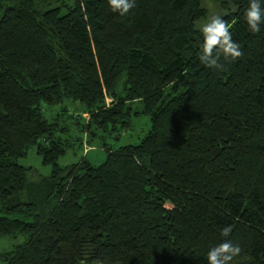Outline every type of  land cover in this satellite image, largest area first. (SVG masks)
<instances>
[{"label": "trees", "instance_id": "1", "mask_svg": "<svg viewBox=\"0 0 264 264\" xmlns=\"http://www.w3.org/2000/svg\"><path fill=\"white\" fill-rule=\"evenodd\" d=\"M46 1L0 0V235L23 238L2 263L207 264L230 240L231 264H264V23L249 30V0H215L243 52L223 69L199 60L201 0L125 16ZM139 114L138 143L58 164ZM32 146L52 167L37 180L19 163Z\"/></svg>", "mask_w": 264, "mask_h": 264}, {"label": "clouds", "instance_id": "2", "mask_svg": "<svg viewBox=\"0 0 264 264\" xmlns=\"http://www.w3.org/2000/svg\"><path fill=\"white\" fill-rule=\"evenodd\" d=\"M107 2L111 11L120 16L127 15L135 7V0H107ZM243 15L249 30L254 34L259 33L260 25L264 23V8L260 0H249ZM231 27L232 25L220 15H212L206 22L198 25L203 37L199 44L201 64L211 69H223L221 57L228 62L237 61L242 57L241 45L233 40ZM231 232L232 227L229 225L222 229L221 235L227 237ZM240 251L239 245L224 240L207 252V264H231Z\"/></svg>", "mask_w": 264, "mask_h": 264}, {"label": "rangeland", "instance_id": "3", "mask_svg": "<svg viewBox=\"0 0 264 264\" xmlns=\"http://www.w3.org/2000/svg\"><path fill=\"white\" fill-rule=\"evenodd\" d=\"M48 4H54L53 0H47ZM202 6L207 11V17L201 19L197 22L196 26L204 23L212 15H222L226 12V9L215 0H201ZM140 105H134V109L137 111ZM85 120L88 119V115H83ZM150 129L149 117L143 114L133 116L131 127L123 131L120 135L114 133L112 136L104 135L99 133V137H95L94 140L89 144L86 136L83 135L81 148L75 150L69 149L64 155L60 156L58 159V164L60 166H66L75 162H78L83 157L93 164L101 163L105 158V148H117L124 144L138 143L142 136ZM104 135V136H102ZM19 163L30 167L28 177L30 180H37L41 177L48 176L52 167L50 165H45L42 163L41 156L36 152L34 146L30 147L25 156L19 159ZM23 240L21 236L17 238H11L4 235H0V253L11 249L14 245L20 243ZM0 264H3L0 260Z\"/></svg>", "mask_w": 264, "mask_h": 264}]
</instances>
